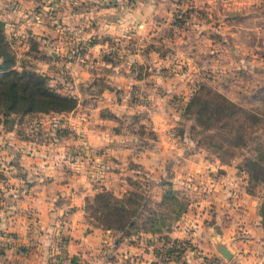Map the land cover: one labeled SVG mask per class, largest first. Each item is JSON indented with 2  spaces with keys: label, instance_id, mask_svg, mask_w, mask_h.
I'll return each mask as SVG.
<instances>
[{
  "label": "rangeland",
  "instance_id": "1",
  "mask_svg": "<svg viewBox=\"0 0 264 264\" xmlns=\"http://www.w3.org/2000/svg\"><path fill=\"white\" fill-rule=\"evenodd\" d=\"M105 5L109 28L56 19L48 42L0 17V264L30 258L19 238L35 231L50 264H77L75 222L101 264H141L129 247L153 264H264V0ZM24 71L65 100L24 112ZM44 207L60 209L49 227Z\"/></svg>",
  "mask_w": 264,
  "mask_h": 264
},
{
  "label": "crops",
  "instance_id": "2",
  "mask_svg": "<svg viewBox=\"0 0 264 264\" xmlns=\"http://www.w3.org/2000/svg\"><path fill=\"white\" fill-rule=\"evenodd\" d=\"M107 1L109 0H0V17L6 21L8 27H13L15 30L28 29L33 36L44 42H48L58 36V32L54 26L56 19H61L63 22H69V18H72L73 23L79 24L80 17L84 18L90 16L93 20L98 21L103 28H109L114 24L113 14L115 16V10L112 11L107 5L103 7L97 6L100 2L106 4ZM84 2L86 3V6L82 7ZM92 2L97 4L95 5ZM45 9L48 11L51 10L52 12H46ZM146 9H150V7H147ZM89 10H92L91 14H88L87 11ZM121 13L124 14L122 15V21L118 23V26L120 24L125 25L126 22L130 20L129 14L131 12H124L123 10ZM123 27L125 28V26ZM41 204V201L36 203V205ZM53 209L54 208L47 207L42 209V221H50L48 227L54 223V217L60 215L59 208L55 209V211H51ZM72 227L74 230L70 232V234H72V239L68 245V254L76 259L77 264H101V257L99 255L100 240L97 236L93 233H85V231L79 228L76 222ZM17 228H22L20 231L25 233V230H23L24 227L18 226ZM46 228L44 230L46 233L53 230L52 227L49 230H46ZM27 236L29 235L21 234L19 239L35 245V248L32 249L33 253L30 258L19 257L20 260L14 259L9 260L8 262H11L12 264H50V261H48L49 253L47 251L49 250V246H47V243H49V239L47 238L48 235L35 231V233L30 235V238L27 239ZM171 236L174 239H183L188 235L186 229H178L177 231L172 232ZM138 249L135 247H129L128 251H130V254L127 256L132 257L131 255L133 253L137 255L139 251L141 257L138 258L135 255V257L132 258L133 261L138 259L141 261L139 262L141 264H153L154 257L149 255L145 249ZM105 264L121 263L107 260Z\"/></svg>",
  "mask_w": 264,
  "mask_h": 264
},
{
  "label": "trees",
  "instance_id": "3",
  "mask_svg": "<svg viewBox=\"0 0 264 264\" xmlns=\"http://www.w3.org/2000/svg\"><path fill=\"white\" fill-rule=\"evenodd\" d=\"M4 27V24L0 22V29H2ZM28 75L30 78H33V80H35L34 84H23V85H19V86H23L24 87V94H23V98L26 99L28 101V107L26 109H24V112H31L33 111V109L35 108V104L38 102V97L39 100L40 98L42 99V97H47V98H53L55 101H59V100H65L64 98H62L59 95L54 94L53 92H51V90L46 86V82H45V77L42 75H39L36 72H29V71H24V76ZM1 80H3L1 78ZM3 84V81L0 82V86ZM16 85L13 84L12 88L14 89ZM1 91V90H0ZM15 96L13 97V103L15 105V102L18 101L19 94L17 92L14 93ZM54 109H58L57 106H54ZM263 218H264V214H263Z\"/></svg>",
  "mask_w": 264,
  "mask_h": 264
},
{
  "label": "water",
  "instance_id": "4",
  "mask_svg": "<svg viewBox=\"0 0 264 264\" xmlns=\"http://www.w3.org/2000/svg\"><path fill=\"white\" fill-rule=\"evenodd\" d=\"M219 251L221 252V254L227 258V259H231L232 258V254L229 252V250L227 248H220Z\"/></svg>",
  "mask_w": 264,
  "mask_h": 264
}]
</instances>
